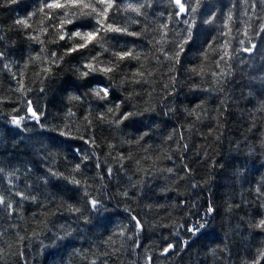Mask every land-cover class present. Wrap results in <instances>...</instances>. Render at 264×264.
I'll return each instance as SVG.
<instances>
[{"label": "trees", "instance_id": "16d2710c", "mask_svg": "<svg viewBox=\"0 0 264 264\" xmlns=\"http://www.w3.org/2000/svg\"><path fill=\"white\" fill-rule=\"evenodd\" d=\"M33 4L34 0H18L17 4L0 0V50L7 53L5 62H18L13 71L16 67L23 68L29 55L35 56L39 49V45L26 39L23 31L13 27L14 20L23 16L26 11H31ZM204 5L198 21L209 11L219 17L221 11L227 15L228 9L232 8L234 18L245 11V0H204ZM154 10L163 11L167 15L170 11L167 0H157ZM260 10V5L257 4L256 11ZM152 12L153 9H150V17ZM251 14L249 11V15ZM36 26L39 27L38 22ZM131 27L137 29L138 26ZM175 27L179 30L184 26ZM198 27L200 32L196 45L182 57L185 68L198 63L201 47L206 46L205 42L216 35L219 25L198 24ZM120 39L129 44L143 45L141 50L144 52L150 47L142 39ZM256 43L264 52V45L259 43V38ZM56 47L48 45L49 50ZM240 58L245 62H232L233 75L223 85L224 92L204 91L202 89L212 86L210 79L206 78L208 82L205 83L199 77L189 78L187 72L179 71L176 74L182 83L177 84L176 93L167 96L163 103L160 97L166 95L163 85L167 82L168 75L166 68H160L158 73L154 72L152 83L143 85L145 93L155 89L152 97L142 95L137 98L141 100V110L145 107L143 100L149 99L154 110L144 112L133 121L125 122L127 127L121 126L125 139L140 135L144 131L150 132V139L146 137V140L153 146V150L148 154L134 150L137 159L145 155H152L155 159L157 155H163L159 149H175V143L168 141L166 144L165 138L173 134L174 140H178L182 133L185 138L182 143H187V149L173 151V161L158 160L156 167H171L175 163L179 177L183 179L167 173L146 176L144 172L137 171V165L133 161H128L125 163L127 175L119 173L111 181L107 175L104 176L108 185L107 191L113 198L109 201L108 212L99 216L93 215L89 223L77 220L66 207L69 204L78 206L81 200L80 191L65 181L58 182L56 187L50 184L46 191L53 195L51 202L41 195L40 203L24 202L19 216L14 214L9 217L0 212V232L5 233L0 237V248L5 250L3 264H88L91 260L100 264L105 259V252L110 254L107 264H145L149 256L152 257V264H253L252 257L258 251L264 250V231L250 227V221L259 219L264 214L255 193L256 187L264 183V110L260 108L264 104V57L254 52L251 55L241 53ZM78 61V54L66 57L60 67L53 68V76L46 79L43 85L35 75L43 66L40 62L30 63L25 70L24 83L33 90L28 98L34 104L39 102L45 113L42 122L46 119L50 124L62 123L68 109L72 108L76 113L74 130L77 126L83 128L81 121L86 115L87 106L78 102L69 103L68 95L76 93L77 90L79 93L87 92L90 87L107 83V80L99 75L89 77L88 81L79 79L72 71V65ZM137 66L136 62H131L122 67L124 72H131ZM150 66H155V61H151ZM214 69L215 65L212 64L209 70ZM119 79L117 76V84ZM193 80L201 85L200 89L192 88ZM15 87L16 82L7 71L0 73V96L5 98V103L0 105L3 113L0 115V166L19 169L21 180L17 182V186L23 190L25 166L31 167L33 171L29 182L38 183L36 177L43 175L47 165L65 171L69 168L65 157L73 164L76 162L70 148L77 145L82 148L87 146L79 140L70 139L54 146L48 140L47 134L42 135L41 129L34 122L29 125L34 129L31 132H22L9 125L8 113L13 107H20L17 99L19 93L10 90ZM41 87L45 88L43 94L39 92ZM133 87L137 92L142 88L141 85H125L123 88L118 86L113 89V101L122 100ZM197 105H202L203 108L199 113V121L187 114ZM168 106L173 110L168 111ZM94 124L91 131L100 144L97 154L102 161L99 171H104L105 158L109 164H113L111 157H107L106 144L108 141L119 144L121 134L110 130L106 124ZM120 150L126 154L128 146L124 145ZM48 152L53 155L46 164L42 157ZM181 155L183 161L180 159ZM151 163V160H141L144 168H148ZM183 164L191 169L190 175H185ZM97 171L94 163L90 162L86 176L93 188L100 183L98 178L94 183L91 181ZM128 177L133 181H144L143 186H138L137 189L129 188L132 199L117 195L118 187H128ZM193 182H198L201 187L192 189L190 185ZM4 187L6 181L0 184V189ZM16 199L19 200L18 197ZM62 201L65 206H61ZM193 201L197 206L190 209ZM209 203L214 206L215 213L207 217L208 223L203 233L192 238L190 246L185 250L177 253L170 251L166 256H161L163 247L174 239L171 235L174 231L173 225L184 223L190 211L202 214ZM126 206L145 225L140 235L141 246L135 248L134 252L131 250L134 247L132 241H126L119 236H113L112 241H108L117 224L128 222V213L124 212ZM40 221L43 223H38ZM13 224L16 227H10ZM65 230L70 231L71 235L64 239H53L55 236H64ZM33 231L40 234L38 238L33 237ZM17 233L25 237L23 242L18 241ZM184 239L188 237L184 236ZM41 241L46 247L40 246ZM9 244L12 245L11 249ZM114 249L119 251L111 254ZM17 251H23V258L13 254Z\"/></svg>", "mask_w": 264, "mask_h": 264}, {"label": "snow or ice", "instance_id": "6c2138e0", "mask_svg": "<svg viewBox=\"0 0 264 264\" xmlns=\"http://www.w3.org/2000/svg\"><path fill=\"white\" fill-rule=\"evenodd\" d=\"M7 3L17 4L18 0H7ZM155 3L157 0H34L32 10L26 11L23 16L14 20L13 27L23 31L26 39L34 45H39V49L35 56L29 55L23 68L16 67L15 71H13V67L18 62L15 60L5 62L7 53L0 50V73L7 71L11 79L16 82V87L10 90L19 93L17 99L20 101V107H13L8 113V124L22 132H31L34 129L29 125L34 122L41 129V134H47L48 140L54 146H59L70 139L79 140L87 147L82 148L79 145L71 147L70 150L73 152V159L76 162L73 164L65 157L69 163V168L65 171L47 165L43 175L36 177L38 183L29 182L33 171L31 167L25 166L23 190L17 186V182L21 180V175L18 174L19 169L0 166V184L6 181V187L0 189V212L6 213L9 217L14 214L19 216L24 202L40 203L41 195L51 202L53 195L47 193V188L50 184L52 187H56L58 182L65 181L81 193L78 206L66 205L67 210L77 220L89 223L93 215L99 216L101 213L108 212L109 201L113 198L112 194L107 191L108 185L104 176L107 175L111 181L117 178L119 173L127 175L125 163L128 161H133L137 165V171L144 172L146 176L167 173L183 179V177H179L175 163L171 167H156L158 160L173 161V151L187 149V143H182L185 139L182 133L178 140H174L173 134L165 138L166 144L168 141L175 143V149L161 148L159 151L163 155H157L155 159L152 155H145L137 159L134 150L143 151L146 154L153 150V146L146 140V137L150 139V132L144 131L140 135L129 136L125 139L121 126L127 127L125 122L133 121L144 112L154 110L151 107L150 99L143 100L145 107L141 110V100L137 98L142 95L152 97L155 89L145 93L143 85L151 84L154 72L158 73L160 68H166L168 75V80L163 85L166 95L160 97L161 103H163L167 96L176 93L177 84L182 83L176 74L179 71L187 72L189 78L199 77L205 83L208 82L206 78L210 79L212 86L202 89L204 91L224 92L223 85L233 75L232 62H245L240 58L241 53L251 55L255 52L258 56L264 57V52L258 48L256 43L259 38V43L264 45V37H262L264 34V0H251V3L249 0H245V11L241 16L235 18L232 8H229L227 15L221 11L220 16L217 17L214 12L209 11L199 21L197 18L201 15V8L205 6L204 0H167L170 9L167 15L163 11L155 12ZM257 4L260 5V11H256ZM150 9H153L151 17ZM249 11H251V15H249ZM161 18L164 19L161 20ZM37 22L39 27L36 26ZM198 24L210 26L218 24L219 27L216 35L205 42L206 46L201 47L198 63L185 68L182 65V57H185L191 47L197 43L200 32ZM132 25L138 26L137 29H133ZM176 25L184 27L178 30ZM122 37L145 40L150 47L147 52H144L141 50L143 45L122 42L120 39ZM48 45L57 47L49 50ZM73 54L79 55L78 63L72 65V71L79 79L88 81L89 77L99 75L107 80V83L90 87L87 92L79 93L77 90L76 93H69V103L78 102L87 106L86 115L81 121L83 128L77 126L75 130L73 124L76 113L72 108L68 109L65 121L62 123L50 124L46 119L42 122L45 113L38 101L34 104L33 100L28 98L29 93L33 90L26 87L24 83L25 70L30 63L40 62L43 65L40 71L35 73L37 80L43 85L46 79L53 76V68L60 67L66 57ZM151 61H155V66H150ZM131 62L137 63L136 70L124 72L123 67ZM212 64L215 65V69L209 70ZM117 76L120 77L118 84L116 83ZM125 85L129 87L141 85L142 88L140 92H137L133 87V90L128 92L122 100L114 102L112 99L113 89L118 86L123 88ZM192 88L200 89L201 85L193 80ZM39 92L43 94L45 88L41 87ZM4 103L5 98L0 96V105ZM221 103L223 104V101ZM260 108L264 110V104H261ZM172 110L168 106V111ZM200 111H203L202 105H197L187 114L199 121L201 119ZM2 114V109H0V115ZM94 122L106 124L110 130L121 134L119 144H114L112 141H108L106 144L107 157H111L113 164H109L105 158L103 160L104 171H99L102 161L97 154L100 144L97 143L91 131L95 126ZM124 145L128 146L126 154L120 150ZM113 153L115 154L113 155ZM52 155L53 153L48 152L42 157L46 164ZM180 159L183 161L182 155ZM141 160H151L152 163L148 168H144L141 165ZM90 162H93L98 170L95 176L91 177L93 183L97 178L100 181L95 188L86 176ZM182 170L185 175L191 173L187 164H183ZM128 182V187L123 189L118 187L117 195L125 199H132L129 188L137 189L138 186H143L144 181H133L131 177H128ZM190 187L196 189L201 185L198 182H193ZM262 189H264V183L256 187L255 193L260 208L264 209V190ZM17 197L19 200L16 199ZM61 206H65L63 201ZM196 206L193 201L190 204V209H195ZM124 212L128 213V222L117 224L108 241H112L113 236L132 241L134 247L131 250L134 252L135 248L141 246L140 235L145 225L141 223V219L137 215L132 214L130 207L126 206ZM214 213L215 208L211 203L202 214L198 211H190L184 223L173 225L174 231L171 235L174 239L163 247L160 255L166 256L170 251L177 253L189 247L192 238L203 233L208 223L207 217ZM192 217L197 218L192 219ZM38 223H43V221ZM10 227L14 228L16 225L13 224ZM250 227L264 231V214H261L259 219L250 221ZM4 234L0 232V237ZM32 235L38 238L40 234L33 231ZM70 235L71 232L65 230L64 236H55L53 239H64ZM16 236L20 242L25 240V237L20 236L19 233ZM184 236H187L188 239H184ZM40 246L46 247L43 241ZM11 248L12 245L9 244V249ZM4 251L3 248H0V264L4 262ZM116 251L119 249H114L111 254H115ZM13 254L21 258L24 256L23 251ZM103 255L105 259L101 260L100 264H107V257L110 254L105 252ZM252 261L253 264H264V250L258 251L252 257ZM88 264H97V261L91 260ZM145 264H152L151 256L147 257Z\"/></svg>", "mask_w": 264, "mask_h": 264}]
</instances>
